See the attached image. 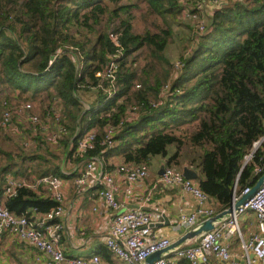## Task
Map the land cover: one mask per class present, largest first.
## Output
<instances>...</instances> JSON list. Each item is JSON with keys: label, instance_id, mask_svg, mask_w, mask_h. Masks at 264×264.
<instances>
[{"label": "trees", "instance_id": "trees-1", "mask_svg": "<svg viewBox=\"0 0 264 264\" xmlns=\"http://www.w3.org/2000/svg\"><path fill=\"white\" fill-rule=\"evenodd\" d=\"M123 1L0 0V88L19 92L26 101L38 99L44 91L50 99L55 93L62 100L68 131L60 140L64 157L52 156L57 161L42 153L49 145L41 136L35 138L40 153L25 151L21 161L8 154L10 162L0 168V194L8 173L76 177L78 170L64 173L67 164H86L99 156L106 126L117 124L138 103L143 105L138 120L120 129L106 162L122 155L126 163L150 165L152 158L162 157L166 167L192 169L220 213L231 207L236 188L239 195L264 175V143L244 167L264 137V0H223L207 33L195 38L189 56L182 57L184 67L175 71L172 65L174 73L164 69L154 75L148 68L139 72L134 55L146 48L155 61L149 69L162 63L172 37L169 21L182 6L178 0H146L148 12L161 18L164 26L153 22L157 32L138 35L133 32L131 10L140 5L126 6ZM112 36L120 39L125 51L118 92L108 99L103 89L94 91L88 85H99L95 75L116 50ZM58 50L63 53L50 68ZM78 63L83 65L80 77ZM136 82L141 89H135ZM166 84L174 94L152 108L149 99H158ZM93 129L98 131L96 148L76 157L79 140ZM28 162L37 164L28 168ZM257 167L262 172L256 175ZM56 204L28 189L6 202L11 211L28 217L33 208L46 213Z\"/></svg>", "mask_w": 264, "mask_h": 264}, {"label": "built area", "instance_id": "built-area-1", "mask_svg": "<svg viewBox=\"0 0 264 264\" xmlns=\"http://www.w3.org/2000/svg\"><path fill=\"white\" fill-rule=\"evenodd\" d=\"M207 0L192 5L188 8L181 4L183 18H199L195 30L200 37L204 36L212 22L214 14L223 6L222 0H209L213 2L214 9L209 12L204 5ZM200 15V16H199ZM201 33V34H200ZM112 43L115 52L109 55V61L103 69L99 70L95 77L99 80L98 86L88 85L93 90L103 89L107 98L110 99L118 92V79L122 72L121 60L124 56V46L117 36H112ZM192 50V49H191ZM58 50L55 57L62 54ZM191 51L185 54L189 56ZM50 61L49 67L53 64ZM184 67L182 61L174 64L175 71ZM83 65L78 63L77 75L81 76ZM108 84L109 88H104ZM135 89H141L137 84ZM174 90L170 84L161 89L158 99L150 100V106L154 109L164 104ZM177 92V91H176ZM1 96V93H0ZM8 100V99H7ZM3 101L2 118L0 126L10 128L15 120L14 127L18 130L20 143L26 152L37 148L35 138L43 136L45 142L56 145L59 140L68 135L63 125L64 106L61 98L57 95L51 98L45 107V114L41 116L36 113L33 102H28L19 110L13 111L11 104ZM143 105L138 103L130 106L123 118L117 124H108L106 133L100 145L103 147L99 156L91 158L84 168L78 169L79 176L75 180L78 190H84L92 185V179H97V167L102 170L100 181L102 188L99 192L104 204L115 212L112 227L105 238V244L114 258L120 264H146L152 255L163 252L160 259L154 264H170L172 258L179 261H187L189 264H209L212 259L221 264H242L233 256V240L238 238L241 249V260L244 264H264V185L245 205L241 206L223 220L215 223L214 230L203 233L201 236L190 240L180 247L171 248L176 241L154 233L151 224L153 216L142 209L127 210L126 205L134 198V186L140 181L150 177V165L123 163L117 167V173L123 178L126 185L124 199L118 200L117 193L120 191L114 176L106 172V153L117 146L116 136L125 124H133L140 116V109ZM98 143V131L93 129L85 133L77 147L76 157H81L96 148ZM264 143V137L254 146L259 148ZM253 152L246 158L249 162L254 155ZM246 162V161H245ZM262 168L257 167L255 174H260ZM161 185L165 188H179L184 193L193 197L196 209L193 212L181 211L174 226L176 230L186 233L194 230L204 221L215 217L218 212L212 204L211 198L199 187L195 180L187 179L182 170L166 167L165 171L156 180L155 186ZM63 179L56 175H48L40 178L28 179L21 176L6 174L3 183V192L0 196V237L9 235L16 238L20 243H27L38 249L42 256L48 259V264H107L99 255L90 258H68L61 247L62 224L59 219L62 217L65 208V195L63 192ZM41 187H47L51 198L57 203L56 207L46 213H41L38 208H33L31 216L19 215L11 211L6 202L18 197L22 189H28L39 194ZM251 187L245 188L241 194L235 189L233 203H236L242 196L248 194ZM232 203V204H233ZM251 212L257 220V231L249 241L244 239L240 228L239 220L242 216ZM252 256V257H251Z\"/></svg>", "mask_w": 264, "mask_h": 264}, {"label": "crops", "instance_id": "crops-1", "mask_svg": "<svg viewBox=\"0 0 264 264\" xmlns=\"http://www.w3.org/2000/svg\"><path fill=\"white\" fill-rule=\"evenodd\" d=\"M50 101L51 99H49ZM41 137L46 139L43 136ZM60 140L56 145L60 144ZM37 150L29 152L34 153ZM151 161L153 167H150V177L134 186V198L127 203L126 209H142L151 213L153 224L169 222V225L152 229L155 234L176 241L185 235L184 231L174 228L180 212L195 211L196 203L192 196L184 193L179 188L155 186L156 180L160 177L159 173L162 166H166V159L154 157ZM123 163L126 162L122 155L111 157L107 161L108 170L106 172L114 176L120 188L116 196L118 200L124 199L126 189L123 178L116 171L117 167ZM67 165L65 168L67 173H64L70 175L72 170L77 171L84 168L85 163L78 165L69 163ZM79 174L74 178H62L64 183L63 192L66 198L64 212L59 222L62 224L61 247L64 254L68 258H90L93 255H99L107 264H120L105 244V238L112 227L115 212L99 198V192L102 188L99 175L102 174V170L97 167L96 175L98 178L96 180L92 179V185L81 191L75 185V180ZM38 197L50 199L49 189L41 187ZM212 204L215 208H218L215 201L212 200ZM156 212L163 213L166 218ZM239 224L240 228L243 226L244 231L242 228L241 231L244 239L249 241L258 229L255 215L248 212L240 218ZM240 255V242L236 238L233 240V256L244 264ZM0 264H48V259L42 256L38 249L29 244L20 243L16 238L4 235L0 237ZM170 264H189V262L172 258ZM209 264L221 263L212 259Z\"/></svg>", "mask_w": 264, "mask_h": 264}, {"label": "rangeland", "instance_id": "rangeland-1", "mask_svg": "<svg viewBox=\"0 0 264 264\" xmlns=\"http://www.w3.org/2000/svg\"><path fill=\"white\" fill-rule=\"evenodd\" d=\"M223 1V0H222ZM179 4H183L187 6L188 8L192 7V5L197 4L201 2V0H178ZM123 5L129 6L131 4H137L140 5V8H134L131 10V13L133 15L132 25H133V32L135 34L141 35L144 34L147 30L157 32L155 26H153V22H160L162 26H164L162 19H157L156 15H152L148 12V7L146 0H124L122 2ZM180 4V5H181ZM213 2H210L209 0L206 1L204 8L207 10L212 11L215 6H213ZM113 7V5H112ZM200 16V15H199ZM199 18L195 17H186L183 18L182 11L181 13L177 14V17L175 20L169 21L170 28L172 29V37L171 40L168 43L167 49L164 52V57L162 59V63L157 64V67L155 69L150 68V65L152 63H155L154 57L151 56L150 52L143 48L140 52L134 55V58L136 57L135 67L138 69L139 72L141 70H144L148 68V72L150 74L154 75V73H162L164 69L169 70L170 72L174 73V70L172 68V65L178 64L179 61H181L182 57L191 51V47L194 46V40L195 38H199V34L197 35V31L195 30V26H197V21ZM201 34V33H200ZM157 61H160L159 58H157ZM172 73V74H173ZM137 84H141L140 82H136ZM135 86V85H134ZM97 91V90H94ZM1 96H0V119L2 118V108H3V101L7 100L11 104V108L13 111L19 110L22 106H24L28 102H33L34 109L37 114L41 116L45 114L46 110L45 107L49 104L48 94L46 91L42 92L38 99L36 100H30L26 101L27 96H21L19 95V92H14L13 90H10L9 88L3 87V90L0 88ZM54 92V91H53ZM52 92V93H53ZM19 95V96H18ZM32 95V94H31ZM30 95V96H31ZM52 95H56L53 93ZM150 100H154V98H150ZM89 101L86 100V104ZM136 104V103H135ZM86 107V108H85ZM85 109H89V106H84ZM15 120H13V124L10 126V128L2 129L0 128V168L6 166L10 162V158L8 154H13L14 156H17V161H21L24 157L25 150L21 146L20 139L18 137V130L15 126ZM190 130L191 127H188ZM49 150L42 152L43 154L48 152L46 154L47 158H52V160L57 161L52 156H58V157H64L62 147L59 145H52L49 144ZM46 146H44L45 148ZM32 149V152L35 151ZM45 150V149H44ZM36 153H40L39 151ZM35 152L33 154H36ZM32 155V154H30ZM33 156V155H32ZM152 161H150V167L152 168ZM37 163H30L28 162L26 167L31 168L35 167ZM41 168H46L45 165H41ZM40 168H37L39 170ZM28 179L33 178H40L35 175H32L31 177H24ZM242 230L243 226H241Z\"/></svg>", "mask_w": 264, "mask_h": 264}, {"label": "water", "instance_id": "water-1", "mask_svg": "<svg viewBox=\"0 0 264 264\" xmlns=\"http://www.w3.org/2000/svg\"><path fill=\"white\" fill-rule=\"evenodd\" d=\"M57 58L58 57L53 56L51 58V60L55 61ZM257 149L258 148L256 146L254 148V152H256ZM247 163H248V161L246 160V162L244 163V167L247 165ZM165 168H166V166H162L160 173H159L160 175H162L164 173ZM183 174L187 179L198 180V174L192 169L184 168ZM263 185H264V175L258 180V182L255 184V186L251 188V190L248 194L242 196L236 203H233L230 208L218 213L215 217L204 221L197 228L186 233L182 238H180L177 242H175L171 248L180 247L183 244H185L186 242L201 236L203 233L210 232V231L214 230L215 223L223 220L225 217L232 214L234 212V210H238L241 206L245 205L246 202L249 201L260 190V188ZM156 213L163 216V213H161V212H156ZM163 217L166 218V216H163ZM163 225H169V222H166L165 224H151V227L152 228H158V227H162ZM162 253L163 252H158V253L152 255L151 257H149L146 261V264H154L157 260L160 259Z\"/></svg>", "mask_w": 264, "mask_h": 264}]
</instances>
